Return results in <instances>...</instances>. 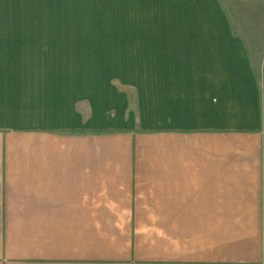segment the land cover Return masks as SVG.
Returning a JSON list of instances; mask_svg holds the SVG:
<instances>
[{"label":"crops","instance_id":"1","mask_svg":"<svg viewBox=\"0 0 264 264\" xmlns=\"http://www.w3.org/2000/svg\"><path fill=\"white\" fill-rule=\"evenodd\" d=\"M0 264H264V40L221 0H0Z\"/></svg>","mask_w":264,"mask_h":264},{"label":"rangeland","instance_id":"2","mask_svg":"<svg viewBox=\"0 0 264 264\" xmlns=\"http://www.w3.org/2000/svg\"><path fill=\"white\" fill-rule=\"evenodd\" d=\"M229 13L234 31L244 33L250 41L264 40V0H221Z\"/></svg>","mask_w":264,"mask_h":264},{"label":"trees","instance_id":"3","mask_svg":"<svg viewBox=\"0 0 264 264\" xmlns=\"http://www.w3.org/2000/svg\"><path fill=\"white\" fill-rule=\"evenodd\" d=\"M99 131V130H98Z\"/></svg>","mask_w":264,"mask_h":264}]
</instances>
